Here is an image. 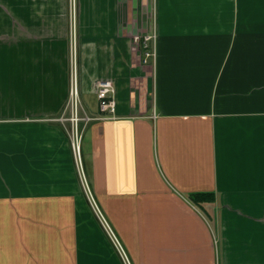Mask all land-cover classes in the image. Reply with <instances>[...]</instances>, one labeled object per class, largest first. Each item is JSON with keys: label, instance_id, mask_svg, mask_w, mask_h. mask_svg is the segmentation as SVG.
Listing matches in <instances>:
<instances>
[{"label": "crops", "instance_id": "0c3cea01", "mask_svg": "<svg viewBox=\"0 0 264 264\" xmlns=\"http://www.w3.org/2000/svg\"><path fill=\"white\" fill-rule=\"evenodd\" d=\"M0 264H264V0H0Z\"/></svg>", "mask_w": 264, "mask_h": 264}, {"label": "built area", "instance_id": "2783aa9c", "mask_svg": "<svg viewBox=\"0 0 264 264\" xmlns=\"http://www.w3.org/2000/svg\"><path fill=\"white\" fill-rule=\"evenodd\" d=\"M151 36H147L144 38L143 46L145 48V57L148 59L149 57L155 58V48H152L150 45ZM115 86L111 80H103L99 83V87L97 90L99 109L103 114L104 118L112 117L116 112L117 102L115 97ZM68 105L71 108V119L73 121V146L74 150L78 157H80V140L82 137L81 127L79 121L82 120H90L91 116L85 115L81 116L79 113V90L77 87V81L74 77L70 99Z\"/></svg>", "mask_w": 264, "mask_h": 264}, {"label": "trees", "instance_id": "16d2710c", "mask_svg": "<svg viewBox=\"0 0 264 264\" xmlns=\"http://www.w3.org/2000/svg\"><path fill=\"white\" fill-rule=\"evenodd\" d=\"M209 196H210V193H204V192L191 194V198L193 200H195V201H200V200H203V199H207V198H209Z\"/></svg>", "mask_w": 264, "mask_h": 264}, {"label": "rangeland", "instance_id": "374dc122", "mask_svg": "<svg viewBox=\"0 0 264 264\" xmlns=\"http://www.w3.org/2000/svg\"><path fill=\"white\" fill-rule=\"evenodd\" d=\"M81 132H82V129H81Z\"/></svg>", "mask_w": 264, "mask_h": 264}]
</instances>
